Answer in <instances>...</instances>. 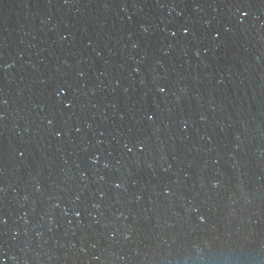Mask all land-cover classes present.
Returning a JSON list of instances; mask_svg holds the SVG:
<instances>
[{
    "label": "water",
    "instance_id": "95a60500",
    "mask_svg": "<svg viewBox=\"0 0 264 264\" xmlns=\"http://www.w3.org/2000/svg\"><path fill=\"white\" fill-rule=\"evenodd\" d=\"M0 264H264V0H0Z\"/></svg>",
    "mask_w": 264,
    "mask_h": 264
}]
</instances>
